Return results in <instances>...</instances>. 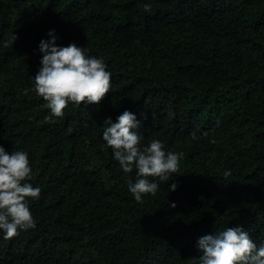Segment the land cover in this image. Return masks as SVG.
Segmentation results:
<instances>
[{"label":"trees","instance_id":"trees-1","mask_svg":"<svg viewBox=\"0 0 264 264\" xmlns=\"http://www.w3.org/2000/svg\"><path fill=\"white\" fill-rule=\"evenodd\" d=\"M49 29L104 59L111 88L98 105L45 119L31 77ZM124 109L142 143L183 153L180 175L141 202L125 180L135 170L102 147L104 119ZM0 145L29 153L41 188L35 227L0 238V264H192L200 236L236 224L259 243L264 0H0Z\"/></svg>","mask_w":264,"mask_h":264},{"label":"clouds","instance_id":"clouds-1","mask_svg":"<svg viewBox=\"0 0 264 264\" xmlns=\"http://www.w3.org/2000/svg\"><path fill=\"white\" fill-rule=\"evenodd\" d=\"M150 7V3L144 4L145 11ZM16 39L12 32L2 43L13 45ZM58 39L56 30L49 29L46 38L39 40L42 55L38 70L31 77L34 80L31 91L47 104L45 119L63 117L70 104L98 105L111 88L112 73L102 57L90 55L88 48L74 42L59 45ZM103 123L106 126L101 133L102 147L110 149L112 159L124 174L135 170V177L125 175V180L128 192L137 202L143 200L144 194L155 195L160 182L180 175L183 153L166 151L158 138L142 143L143 137L137 131L141 120L136 113L124 109L114 121L107 117ZM196 138L193 134V139ZM222 175L230 176L231 169H224ZM32 178L29 153L19 148L8 151L0 145V238L7 240L19 231L35 227L30 202L39 199L41 188L31 182ZM177 186L173 182L168 190ZM196 248L201 255L193 256L192 264L197 260L199 264H264V240L257 243L242 224L200 236Z\"/></svg>","mask_w":264,"mask_h":264}]
</instances>
